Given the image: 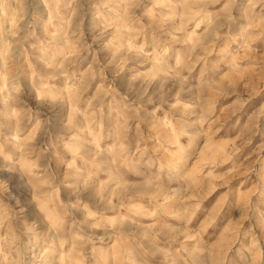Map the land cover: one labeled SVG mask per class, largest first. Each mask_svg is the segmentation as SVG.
<instances>
[{
	"label": "clouds",
	"instance_id": "clouds-1",
	"mask_svg": "<svg viewBox=\"0 0 264 264\" xmlns=\"http://www.w3.org/2000/svg\"><path fill=\"white\" fill-rule=\"evenodd\" d=\"M0 264H264V0H0Z\"/></svg>",
	"mask_w": 264,
	"mask_h": 264
},
{
	"label": "rangeland",
	"instance_id": "rangeland-1",
	"mask_svg": "<svg viewBox=\"0 0 264 264\" xmlns=\"http://www.w3.org/2000/svg\"><path fill=\"white\" fill-rule=\"evenodd\" d=\"M229 103H230V101L225 100L223 97H221V98L219 99L218 104H217V109H218V111H219V109H221V108H226L227 105H228Z\"/></svg>",
	"mask_w": 264,
	"mask_h": 264
}]
</instances>
